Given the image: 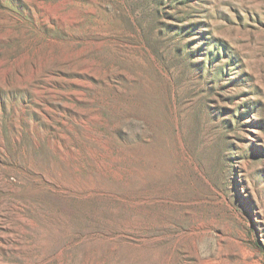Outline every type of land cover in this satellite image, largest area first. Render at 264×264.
Returning <instances> with one entry per match:
<instances>
[{"label":"rangeland","instance_id":"rangeland-1","mask_svg":"<svg viewBox=\"0 0 264 264\" xmlns=\"http://www.w3.org/2000/svg\"><path fill=\"white\" fill-rule=\"evenodd\" d=\"M0 264H264V0H0Z\"/></svg>","mask_w":264,"mask_h":264}]
</instances>
